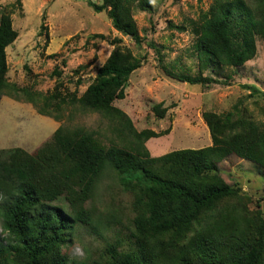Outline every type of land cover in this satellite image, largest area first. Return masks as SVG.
I'll return each mask as SVG.
<instances>
[{
    "label": "trees",
    "instance_id": "1",
    "mask_svg": "<svg viewBox=\"0 0 264 264\" xmlns=\"http://www.w3.org/2000/svg\"><path fill=\"white\" fill-rule=\"evenodd\" d=\"M86 2L95 13L105 11L112 27L140 47L134 9H150L148 0ZM169 23L170 28L185 30ZM192 33L200 63L197 75L165 72L190 85L227 84L203 76L202 68H237L255 57L257 38L264 45V0H214ZM16 37L10 13L0 11V97L11 89L37 108L39 96L38 113L57 122L60 117L51 115L52 107L77 104L106 119L120 143H104L84 127L59 125L34 153L20 147L0 149V264H264V214L250 210L240 185L227 184L219 169L220 162L235 155L264 171V123L231 112L206 111L202 118L211 145L151 156L145 142L167 135L169 128L137 131L113 105L125 97L128 79L142 57L113 38V49L80 96L76 91L63 95L61 84L41 96L7 80L6 48ZM147 44L161 62L153 41ZM52 73L60 76L61 71L55 67ZM247 88L259 92L254 86ZM152 110L158 118L166 112L160 104ZM107 169L131 196L129 240L118 238L105 243L97 257L71 261L61 249L76 226H104L93 219L90 202ZM59 200L65 203L55 204ZM111 208L106 221L119 222L117 208Z\"/></svg>",
    "mask_w": 264,
    "mask_h": 264
},
{
    "label": "rangeland",
    "instance_id": "2",
    "mask_svg": "<svg viewBox=\"0 0 264 264\" xmlns=\"http://www.w3.org/2000/svg\"><path fill=\"white\" fill-rule=\"evenodd\" d=\"M91 1L101 3V0ZM148 1L150 9H141L137 5L134 9L142 39L138 47L130 37L112 27L105 11L95 13L86 0H0V11L10 13L12 27L17 32L16 39L6 48L8 82L27 87L41 96L51 94L54 86L61 84L63 95L76 91L80 96L113 49L109 41L120 38L122 45L142 57V64L130 75L125 97L115 100L113 105L130 118L137 131L160 132L169 128L167 135L145 142L151 156L211 145L202 118L206 111L216 114L231 112L234 117L240 115L256 124L264 123L262 41L257 38L255 57L240 67L219 69L210 64L202 68L203 76H212L227 84L204 86L179 82L165 69L175 74L197 75L200 63L194 49L192 29L214 0ZM169 22L183 26L185 30L170 28ZM94 35H103L104 39L92 37ZM148 41H153L159 49L161 62L148 46ZM64 60L66 64L63 66ZM55 67L61 71L60 76L53 75ZM248 86L256 87L259 92L250 91ZM156 104L166 110L162 118L152 110ZM37 106L42 107L39 96ZM37 108L11 89L0 97V149L20 147L34 153L50 139L54 119L40 115ZM50 113L60 117L59 122L56 121L58 126L84 127L98 133L104 143H120L118 136L108 128L107 120L98 113L83 111L77 104L62 105L58 110L52 107ZM157 150L162 151L156 153ZM219 169L227 184L240 185L241 195L250 200L248 208L259 209L264 214V171L235 155L220 162ZM94 193L90 202L94 209L93 219L100 220L104 226L95 230L93 226H76L71 239L61 249L71 261L85 256L97 257L105 243L118 238L125 242L129 240L130 225L126 224L132 217L129 210L131 196L122 191L115 174L107 169ZM61 203L65 201L59 200L55 204ZM111 207L117 208L119 222L106 221L105 214L113 210Z\"/></svg>",
    "mask_w": 264,
    "mask_h": 264
},
{
    "label": "crops",
    "instance_id": "3",
    "mask_svg": "<svg viewBox=\"0 0 264 264\" xmlns=\"http://www.w3.org/2000/svg\"><path fill=\"white\" fill-rule=\"evenodd\" d=\"M51 124L53 125V127H54V131H55V129L58 127L56 121H55V120H52V123H51ZM54 131H53V132H54ZM149 140H150V139H149ZM149 140H148V141H149ZM146 142H147V141H146ZM161 151H162V150H157L156 153L161 152ZM163 151H164V150H163ZM150 152H151V151H150ZM151 153H152V152H151ZM156 153H155V154H156Z\"/></svg>",
    "mask_w": 264,
    "mask_h": 264
}]
</instances>
